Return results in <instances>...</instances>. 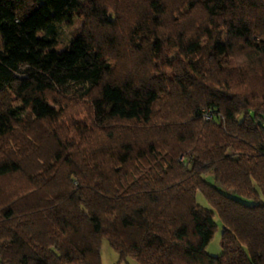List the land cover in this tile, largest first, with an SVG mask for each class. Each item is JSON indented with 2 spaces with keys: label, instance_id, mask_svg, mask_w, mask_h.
Wrapping results in <instances>:
<instances>
[{
  "label": "trees",
  "instance_id": "1",
  "mask_svg": "<svg viewBox=\"0 0 264 264\" xmlns=\"http://www.w3.org/2000/svg\"><path fill=\"white\" fill-rule=\"evenodd\" d=\"M0 33V264H264V0H0Z\"/></svg>",
  "mask_w": 264,
  "mask_h": 264
},
{
  "label": "rangeland",
  "instance_id": "2",
  "mask_svg": "<svg viewBox=\"0 0 264 264\" xmlns=\"http://www.w3.org/2000/svg\"><path fill=\"white\" fill-rule=\"evenodd\" d=\"M82 25V19L78 18L76 14H71L69 17L64 19L61 23L58 25L59 29V36L55 39V43L46 48L45 52H53V53H59L64 49L66 44L69 42V40L72 38V36L77 32L78 28ZM3 48V37L0 33V49ZM222 51L219 50L218 54H221ZM55 111H57V108L54 107ZM80 122L86 123V115H82L79 117ZM197 202L202 205L203 207L207 208V204L202 198V196L197 193L196 195ZM217 224V231L213 236L212 241L209 243V245L206 248V252L210 255H219L220 254V246H219V234H220V228L221 225L216 219ZM100 264H136L133 260L127 259V261H119L118 254L108 245L106 240H103L100 247Z\"/></svg>",
  "mask_w": 264,
  "mask_h": 264
},
{
  "label": "built area",
  "instance_id": "3",
  "mask_svg": "<svg viewBox=\"0 0 264 264\" xmlns=\"http://www.w3.org/2000/svg\"><path fill=\"white\" fill-rule=\"evenodd\" d=\"M204 117H205V118H208V117H209V114H204Z\"/></svg>",
  "mask_w": 264,
  "mask_h": 264
}]
</instances>
